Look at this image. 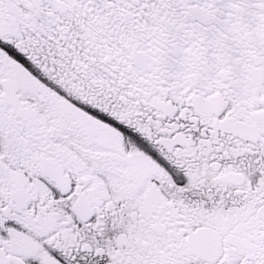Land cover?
<instances>
[{
  "label": "snow or ice",
  "instance_id": "obj_1",
  "mask_svg": "<svg viewBox=\"0 0 264 264\" xmlns=\"http://www.w3.org/2000/svg\"><path fill=\"white\" fill-rule=\"evenodd\" d=\"M0 264H264V0H0Z\"/></svg>",
  "mask_w": 264,
  "mask_h": 264
}]
</instances>
